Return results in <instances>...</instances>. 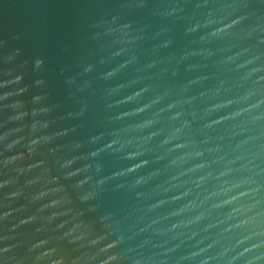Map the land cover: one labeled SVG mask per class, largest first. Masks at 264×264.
<instances>
[{
	"label": "water",
	"instance_id": "water-1",
	"mask_svg": "<svg viewBox=\"0 0 264 264\" xmlns=\"http://www.w3.org/2000/svg\"><path fill=\"white\" fill-rule=\"evenodd\" d=\"M0 264H264V0H0Z\"/></svg>",
	"mask_w": 264,
	"mask_h": 264
}]
</instances>
